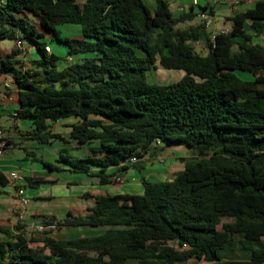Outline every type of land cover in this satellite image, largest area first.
<instances>
[{"label": "trees", "instance_id": "trees-1", "mask_svg": "<svg viewBox=\"0 0 264 264\" xmlns=\"http://www.w3.org/2000/svg\"><path fill=\"white\" fill-rule=\"evenodd\" d=\"M153 2L0 0V40L27 41L39 55L29 67L14 49L0 58L17 91L15 118L32 122L22 139H62L53 122L76 116L69 138L98 143L80 158L62 148L56 163L21 146L26 156L54 171L97 167L100 183L118 184L111 166L120 172L136 156L141 170L150 147L189 148L171 179L141 176L139 194L86 192L91 207L50 216L58 228L93 233L55 237L17 218L11 233L0 224V264H264V0L234 12L213 42L192 6L174 14L169 0ZM47 39L80 59L61 66ZM157 66L184 73L148 81ZM52 181L24 175L22 186ZM7 183L0 171V187Z\"/></svg>", "mask_w": 264, "mask_h": 264}, {"label": "crops", "instance_id": "crops-1", "mask_svg": "<svg viewBox=\"0 0 264 264\" xmlns=\"http://www.w3.org/2000/svg\"><path fill=\"white\" fill-rule=\"evenodd\" d=\"M150 6L154 5L153 0H145ZM171 9L174 14L182 13L190 8V0H169ZM255 0H241L238 7H233L230 0H211L208 4L212 7L215 25L217 27L223 26V21L229 22L230 17L234 12L241 11L246 8L252 7ZM205 0H199V5L204 7ZM219 8L217 9V7ZM221 21V25L217 24ZM196 22V19L191 23ZM227 24V23H226ZM226 26V25H224ZM66 30L71 32V26H65ZM12 43L5 44L0 47V58L5 57L7 52L12 49L17 50L19 55L16 58L19 64L23 67H29L31 60L38 59L39 55L34 48V45L23 41L21 47H17L16 40ZM47 49L56 53L61 58V66L70 63L66 56L67 48L56 42L47 39ZM73 57V56H72ZM72 62V61H71ZM7 78L10 81V88L0 94V115L7 114L12 120L14 130H10L1 126L4 136L9 143L3 155H0V171L5 174L9 170H19L24 175L29 176H43L53 180L52 182L42 183L37 187H24L26 195L29 197V203L26 210V215L22 221L26 229H31L32 225L40 223L43 219H50V216L62 218L68 210H83L84 208L91 207L94 203L92 196H83L84 193L90 192L94 194L108 193V194H122L131 193L139 194L142 192V185L140 182L141 176L148 181H160L173 178L182 168L179 161L180 157L187 155L181 146H169L162 149H154L150 147L141 157L142 162L141 170H138L133 164H128L124 170L118 172L121 164L111 166L108 168L110 172L122 173L125 176V182L122 184H114L111 182L100 183L97 173V167H91L87 173L72 171L63 164L60 165L61 170H49L38 161H33L32 155L36 158L56 163L55 160L59 157V151L66 148L69 154L73 157H85L88 153L90 146H96L98 143L91 140L85 143H77L74 139L69 138L71 130L70 124L76 122L78 117L69 116L56 120L52 124V130L59 133L62 139H54L48 143H37L35 141H24L23 133H26L32 128V122L29 118H15L13 113L18 108L17 91L13 86L12 79L7 75H0V79ZM18 139V140H17ZM21 144H19V142ZM17 146H25L32 151V155L24 156L22 163H16L13 159V153ZM33 149H40L39 156L35 154ZM26 154V153H25ZM44 155V156H43ZM32 163H35L34 165ZM15 205V198L13 196V187L8 184L0 187V224L3 228L11 233L16 232L14 224L16 217L12 213L13 206ZM67 230H79L69 229ZM86 230V229H82ZM92 233L95 229H89ZM83 235V234H82ZM79 236V235H78ZM0 239H6L3 233H0ZM186 262V261H185Z\"/></svg>", "mask_w": 264, "mask_h": 264}, {"label": "built area", "instance_id": "built-area-1", "mask_svg": "<svg viewBox=\"0 0 264 264\" xmlns=\"http://www.w3.org/2000/svg\"><path fill=\"white\" fill-rule=\"evenodd\" d=\"M205 8H201L199 5V0H190V5L196 11V18L203 22L207 29L209 30L210 41L213 42L215 36L218 33H226L228 30L227 28H218L215 25L214 16L212 13L208 12V4L211 0H205ZM230 3L233 7H238L241 3V0H230ZM207 7V8H206ZM23 41L21 39L16 40L17 47H21ZM10 88V81L7 78L0 79V94ZM16 115V111L13 113V116ZM154 143L159 144L158 141H154ZM7 139L4 136L2 130L0 129V155H3L5 149L7 147ZM136 156H131L123 161L122 165L133 164L137 161ZM5 177L8 181V184L12 185L13 187V196L15 198V205L13 206L12 213L17 219H24L26 215L27 206L29 203V197L26 195L24 187L22 183L24 182V174L19 170H9L5 173ZM111 181L116 182L118 184H122L125 182V176L122 173H114L111 176ZM32 230L36 232H44V231H55L58 226L56 223L51 222L49 219H43L40 223L33 224ZM185 246V244H183Z\"/></svg>", "mask_w": 264, "mask_h": 264}, {"label": "rangeland", "instance_id": "rangeland-1", "mask_svg": "<svg viewBox=\"0 0 264 264\" xmlns=\"http://www.w3.org/2000/svg\"><path fill=\"white\" fill-rule=\"evenodd\" d=\"M219 8V6L217 7V9ZM227 21H223L222 24L226 25V26H220L221 25V21L217 24L218 28H226L227 27ZM248 27V26H246ZM57 29L61 32L62 35H68L70 32L66 30V27H64V25H59L57 26ZM73 32V31H71ZM256 40H262L261 38H256ZM12 40L10 39H1L0 40V47H2L3 45L5 44H9V43H12L11 42ZM262 42H264V40H262ZM195 45H198V44H195ZM19 53L17 52V55L18 56ZM81 55L80 54H75L71 56H69L70 59H67V61L71 62V61H74V60H77V59H80ZM61 65V63H60ZM183 70H180V69H164L162 67H155V68H152L150 69L148 72H147V79L148 81L150 82H156V83H171V82H174L176 81L177 79H179L182 75H183ZM242 77H249L247 76L246 74L244 73H239ZM0 124L1 126L3 127H6L10 130H14L13 128V125H12V120L10 118L9 115H7L6 113L5 114H1L0 115ZM18 140V139H17ZM19 144L20 141H18ZM21 146H17L16 145V148L14 150V153H13V159L15 160V164L16 163H22L23 162V158L24 156L26 155L25 154V151L22 150L20 148ZM169 146L166 147V149H168ZM183 147V146H182ZM181 148V146L179 147V149ZM184 151H188L189 148L187 147H183L182 148ZM33 151L35 152V154L37 156H39L41 153V150L40 149H33ZM44 156V155H43ZM33 165L35 163H32ZM36 165V164H35ZM31 230V229H29ZM92 233L89 229H86V230H82V229H79V230H67V229H64V228H58L56 229L55 231L52 232V235H54L55 237H66V238H71V237H75V236H78V235H84V234H90ZM33 245H36V243H33ZM177 264H208L207 262H204V261H198V260H188L186 262H183V263H177Z\"/></svg>", "mask_w": 264, "mask_h": 264}]
</instances>
